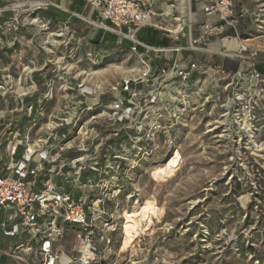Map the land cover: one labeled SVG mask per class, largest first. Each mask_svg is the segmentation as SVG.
<instances>
[{
    "label": "built area",
    "instance_id": "1",
    "mask_svg": "<svg viewBox=\"0 0 264 264\" xmlns=\"http://www.w3.org/2000/svg\"><path fill=\"white\" fill-rule=\"evenodd\" d=\"M157 1L85 0L99 15L93 25L134 43L144 26L189 37L182 46L150 48L179 56L164 66L153 65L135 44L138 63L131 69L139 70L112 86L94 80L104 61L94 57L84 67L63 29L37 13L25 19L45 39L44 60L20 52L14 69L0 67V262L126 264L122 244L114 247L125 220L119 196L128 172L163 147L174 156L178 131L196 128L226 154L225 183L242 192L238 200L246 197L243 218L255 221L251 229L264 221V72L255 63L208 69L196 56L214 46L229 53L245 48L228 47L239 38L235 2L192 0L194 20L173 16L176 25L167 29L157 22L168 16L154 9ZM32 2L35 9L56 5L12 0L5 7L28 10ZM70 231L67 251L62 242ZM259 231L261 254L253 235L244 244L248 264H264V224Z\"/></svg>",
    "mask_w": 264,
    "mask_h": 264
},
{
    "label": "rangeland",
    "instance_id": "2",
    "mask_svg": "<svg viewBox=\"0 0 264 264\" xmlns=\"http://www.w3.org/2000/svg\"><path fill=\"white\" fill-rule=\"evenodd\" d=\"M234 2L239 19L237 46L245 48L229 53L225 47L214 46L204 54L197 52L196 56L205 62L208 69L210 65H224L226 61L240 68L264 61V0ZM154 9L168 14L158 17L157 22L172 29L176 25L173 16L184 23L192 22L196 6L192 0H158ZM242 9H245L244 13ZM191 30L195 35V25ZM107 58L96 71H108L102 76L95 75L94 80L104 79L108 86L123 77L117 65L127 71L138 63L136 55L129 52L112 54ZM178 134L182 160L173 178L157 182L152 177L154 169L164 165L170 157L162 145L158 153L149 152L141 156L138 165L127 174V186L119 196L120 213H131L147 200L154 201L162 212L154 215L153 222L136 234L132 246L124 254L125 263L248 264L244 244L247 237L253 235L258 252L262 253L263 237L259 230L264 221L260 220L251 229L249 225H254L255 221L243 218L248 208L246 197L238 200L242 192L230 191L226 185L224 166L227 156L218 152L213 138L203 134L201 128L191 129L189 133L178 131ZM197 199L200 202L194 205ZM122 237V234L118 235L116 251L122 244ZM73 240L74 234L70 231L62 242L63 249L69 251ZM237 246L239 250H236ZM0 264L20 263L10 260Z\"/></svg>",
    "mask_w": 264,
    "mask_h": 264
},
{
    "label": "crops",
    "instance_id": "3",
    "mask_svg": "<svg viewBox=\"0 0 264 264\" xmlns=\"http://www.w3.org/2000/svg\"><path fill=\"white\" fill-rule=\"evenodd\" d=\"M50 1L59 7L53 4L47 8L35 9L32 7L34 5L32 2L28 10L20 8L16 11H9L6 10L5 6L9 5L12 0H0V67L7 66L14 69L13 63L20 52L28 57L38 55L40 60H44L42 45L45 39L41 34L34 35L37 29L25 20L30 13H37L46 17L51 20L54 27L63 29V39H70L69 49L78 53L84 62V67H87L94 57L104 61L112 54L133 53L131 49L135 44L137 45V52L147 57L153 65L164 66L178 55L175 52L155 53L150 48H174L184 45L186 41L183 39H189L188 36L175 38L166 30L155 26L139 28L134 35L136 43L128 35H119L100 25L94 33L95 25L90 21L99 20V15L85 0ZM149 35L155 36L156 43L148 41ZM165 39H167V43L162 44L161 41ZM184 54L187 55L186 52ZM259 64L263 65L261 72H264V61ZM259 64H256L257 69ZM0 263H6V261L2 260Z\"/></svg>",
    "mask_w": 264,
    "mask_h": 264
},
{
    "label": "bare ground",
    "instance_id": "4",
    "mask_svg": "<svg viewBox=\"0 0 264 264\" xmlns=\"http://www.w3.org/2000/svg\"><path fill=\"white\" fill-rule=\"evenodd\" d=\"M99 24H95L94 26V33L98 29ZM93 33V34H94ZM237 46V41H233L232 43L228 44L229 48H233ZM239 47V45L237 46ZM116 68L121 71L122 76L124 78H128L129 76H134L135 72L139 70L138 67H135L134 69L125 70L122 66L117 65ZM108 69L101 70V71H94L93 73L95 75H104ZM181 154L179 151H176L174 156H170L169 160L162 166L157 167L154 169L152 173V177L157 182H166L169 181V179L173 178L176 175V172L178 171L180 165H181ZM200 202V199L195 200L193 203L196 205ZM136 208V207H135ZM134 208L133 212H126L124 213L125 220L122 223V235H123V241H122V249L126 250L130 246H132V243L135 240L136 234H138L140 231L145 229L144 227L148 224H151L152 217L154 215H157L159 212L161 214V208L156 205V203L152 200H147L144 204L139 205L136 209ZM158 217V216H156ZM155 217V218H156ZM154 219V218H153Z\"/></svg>",
    "mask_w": 264,
    "mask_h": 264
},
{
    "label": "trees",
    "instance_id": "5",
    "mask_svg": "<svg viewBox=\"0 0 264 264\" xmlns=\"http://www.w3.org/2000/svg\"><path fill=\"white\" fill-rule=\"evenodd\" d=\"M149 36H150L149 37L150 39H148V41H150L152 43H156V39H154L155 36L154 35H149ZM161 43L162 44H166L167 43V39L161 41ZM257 67H258V70H260V71L263 70V65L262 64L257 65ZM224 68L227 69V70H236L238 68V65L237 64H232L229 61H226V62H224Z\"/></svg>",
    "mask_w": 264,
    "mask_h": 264
}]
</instances>
